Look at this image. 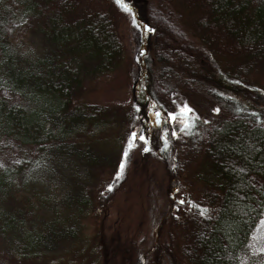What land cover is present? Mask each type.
<instances>
[{"label": "trees", "instance_id": "trees-1", "mask_svg": "<svg viewBox=\"0 0 264 264\" xmlns=\"http://www.w3.org/2000/svg\"><path fill=\"white\" fill-rule=\"evenodd\" d=\"M130 5L0 0V89L16 96L0 93V243L19 260L73 239L74 216L96 215L130 191L125 175H116L97 190L69 192L73 213L66 214L31 190L44 163L90 166L99 136L132 130L133 106L85 98L89 85L110 80L121 65V23L128 11L140 14ZM145 12L151 54L142 55L138 98L160 114L151 150L173 172L156 225L164 235L146 264H181L175 234L186 264H241L264 216V0H146ZM30 38L39 45L22 57L15 44ZM181 90L213 114L169 126V114L179 112L170 96ZM258 257L264 264V253Z\"/></svg>", "mask_w": 264, "mask_h": 264}, {"label": "rangeland", "instance_id": "rangeland-1", "mask_svg": "<svg viewBox=\"0 0 264 264\" xmlns=\"http://www.w3.org/2000/svg\"><path fill=\"white\" fill-rule=\"evenodd\" d=\"M127 1L130 6L137 5L140 14L135 19L128 11L127 18L121 23L120 30L126 45L121 65L110 80H100L93 87L89 85L85 98L125 108L133 106L137 115L132 130L127 136L119 135L116 130L99 136L91 144L90 166L60 159L44 163L35 171L31 190L54 198L56 205L59 203L66 214L73 213L72 207L65 202L69 192L73 197L79 190L87 193L97 190L118 172L127 178L130 191L118 195L113 203L98 209L96 215L74 216L72 220L77 223L74 226L77 231L75 237L64 238L34 260H19L0 243V264H123L120 260L122 257H129L130 264H146L154 256L153 247L164 235L162 226L156 225L158 217L167 208L166 195L173 172L169 167L171 161L165 162L151 150L156 137L153 121L157 113L155 104L151 100L146 103L138 98L142 55L144 51L148 56L151 54V31L148 27L143 31L144 24L147 25L146 0ZM38 45L37 39L30 38L19 41L15 47L20 56L26 57ZM0 93L5 97H16L5 88L0 89ZM170 102L179 111L175 120L170 119V115L167 117L168 125L172 127L187 120L191 123L213 112L211 105L187 91L174 92ZM184 105L191 108L192 113H183L181 109ZM133 132L138 135L129 146ZM139 136H144L145 140H140ZM145 148L148 150L145 151ZM121 161L124 163L123 169L120 167ZM50 218L51 215L39 217L38 222ZM175 235L178 258L181 264H186L180 253L182 240L179 234ZM261 253H264V216L251 235L249 251L243 255L241 264H262L258 257Z\"/></svg>", "mask_w": 264, "mask_h": 264}, {"label": "snow or ice", "instance_id": "snow-or-ice-1", "mask_svg": "<svg viewBox=\"0 0 264 264\" xmlns=\"http://www.w3.org/2000/svg\"><path fill=\"white\" fill-rule=\"evenodd\" d=\"M121 2V0H117V3H120ZM133 23H135V21H133ZM181 111L183 112V113H186V114H190V113H192V109L191 108H189L187 105H184L183 106V108L181 109ZM159 113H156V116L157 117H159ZM170 115V119H172V120H175L176 119V114L175 113H171V114H169ZM137 133H135V132H133L132 134H131V137H130V141H129V146H131V144H132V141L137 137ZM173 135H175V133H173ZM139 139L140 140H145V137L144 136H139ZM145 151H147L148 149L147 148H145L144 149ZM127 155V150L125 151V156ZM120 167H121V169H123V167H124V163H123V161H121V165H120ZM120 173L118 172L117 173V175H119ZM111 188V186H109V189Z\"/></svg>", "mask_w": 264, "mask_h": 264}]
</instances>
